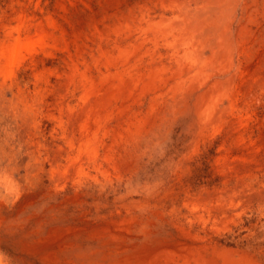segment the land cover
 <instances>
[{
    "label": "rangeland",
    "instance_id": "374dc122",
    "mask_svg": "<svg viewBox=\"0 0 264 264\" xmlns=\"http://www.w3.org/2000/svg\"><path fill=\"white\" fill-rule=\"evenodd\" d=\"M237 1L194 64L177 0H0V264H264V0Z\"/></svg>",
    "mask_w": 264,
    "mask_h": 264
},
{
    "label": "bare ground",
    "instance_id": "6f19581e",
    "mask_svg": "<svg viewBox=\"0 0 264 264\" xmlns=\"http://www.w3.org/2000/svg\"><path fill=\"white\" fill-rule=\"evenodd\" d=\"M177 1V12H179L181 16H174V18H171L167 28L169 31H177L179 28L180 30L181 28L183 29L179 34V38L172 46L177 49L182 47L183 55L188 58L189 61L194 64H201L204 62L205 57L203 49L201 48V45L204 43L210 46L211 54L214 59L229 51L230 48L234 49L231 23L238 14L239 7L237 0ZM199 38L203 40L200 41ZM194 41H197L199 45L194 44ZM211 42H216V46L210 44ZM210 75H208L209 79L214 76ZM148 258L150 259L151 257ZM152 258L155 257L153 256ZM156 259L157 258H155V260Z\"/></svg>",
    "mask_w": 264,
    "mask_h": 264
}]
</instances>
